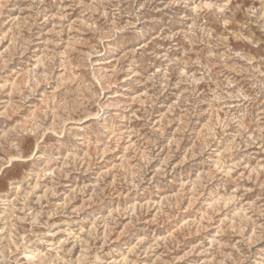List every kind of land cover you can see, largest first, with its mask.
<instances>
[{
    "label": "rangeland",
    "instance_id": "1",
    "mask_svg": "<svg viewBox=\"0 0 264 264\" xmlns=\"http://www.w3.org/2000/svg\"><path fill=\"white\" fill-rule=\"evenodd\" d=\"M0 264H264V0H0Z\"/></svg>",
    "mask_w": 264,
    "mask_h": 264
}]
</instances>
